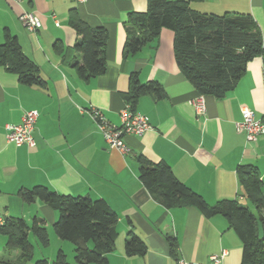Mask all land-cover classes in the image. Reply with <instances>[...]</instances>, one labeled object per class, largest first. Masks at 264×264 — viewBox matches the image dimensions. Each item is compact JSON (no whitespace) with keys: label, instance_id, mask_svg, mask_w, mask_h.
Segmentation results:
<instances>
[{"label":"crops","instance_id":"0c3cea01","mask_svg":"<svg viewBox=\"0 0 264 264\" xmlns=\"http://www.w3.org/2000/svg\"><path fill=\"white\" fill-rule=\"evenodd\" d=\"M170 1H188L202 14L250 15L264 46V0ZM147 7L148 0H0V44L6 31L14 36L44 81L43 86L23 85L0 66V213L4 218H21L29 226L35 218L45 221L50 244L46 248L38 244L50 248L52 239L60 247L55 254L49 253L48 262L63 251L69 264H78L73 247L65 245L53 229L58 212L39 200L25 203L21 199L20 191L36 186L107 202L117 214L119 235L106 264H177L180 260L209 264L210 257L222 251H227L222 264H241L242 243L227 220L220 215L206 218L194 207L166 209L141 183L138 161L144 157L167 163L175 177L209 205L239 200L249 206L239 187L237 168L250 165L260 174L264 198V134L248 141L245 133L236 130L244 110L264 120V60L251 61L244 77L225 97L204 96L206 113L197 116L193 102L200 95L179 70L172 31L163 29L158 39L136 55L124 56L128 14L145 12ZM72 10L89 26L108 33L106 72L88 81L72 67L75 60H81L73 49L77 35L69 26ZM24 12L39 17L42 27L38 31L30 33L22 25L19 16ZM135 72L143 84L159 83L164 94L161 99L154 94L139 97L135 112L146 116L152 129L142 136L127 135L131 154L123 156L109 148L85 110L97 108L120 126V113L127 107L122 95L128 92L130 75ZM32 110L39 113L36 145L9 143L6 126L19 124L24 113ZM132 233L146 243L145 256H126L125 241ZM259 234L263 236L261 227ZM167 236L177 240L176 256ZM6 243L0 230V264H20V250H9ZM65 249L70 250L71 261ZM34 251L24 264L35 263Z\"/></svg>","mask_w":264,"mask_h":264},{"label":"trees","instance_id":"16d2710c","mask_svg":"<svg viewBox=\"0 0 264 264\" xmlns=\"http://www.w3.org/2000/svg\"><path fill=\"white\" fill-rule=\"evenodd\" d=\"M125 58L136 55L149 43L158 39L163 29L174 34L173 50L180 72L202 96L223 98L233 91L244 77L247 67L255 58L264 60V46L259 27L250 15L202 14L191 8L188 1L148 0L145 12L128 14ZM69 26L76 32L74 50L81 55L72 67L80 78L88 81L105 74L107 69L106 45L108 33L102 27H91L72 10ZM0 44V66L15 74L26 86H43L37 66L23 53L17 39L9 32ZM57 51L61 47L55 45ZM154 94L163 97L159 83L140 82L138 73H132L129 90L122 96L131 111L140 96ZM264 121V120H263ZM139 179L151 196L166 209L194 207L206 218L224 217L242 243L241 264H264V198L258 170L250 165H240L237 177L243 198L249 206L239 200H223L209 205L204 198L180 182L165 162L153 163L139 158ZM23 202L39 200L59 214L54 224L56 235L74 246L78 264H106L107 255L115 250L118 239L117 214L104 200L89 197L66 196L44 186L22 190ZM262 228L263 236L259 234ZM7 237V249H19L20 264L33 257L34 247L29 240L32 233L43 247L50 244L43 219L35 218L29 226L21 218H5L0 228ZM171 253H178L177 240L166 237ZM128 257L145 256L146 243L131 234L125 241ZM34 264H50L46 259ZM53 264H69L63 251H59Z\"/></svg>","mask_w":264,"mask_h":264},{"label":"built area","instance_id":"2783aa9c","mask_svg":"<svg viewBox=\"0 0 264 264\" xmlns=\"http://www.w3.org/2000/svg\"><path fill=\"white\" fill-rule=\"evenodd\" d=\"M79 3H85L86 0H77ZM19 20L25 29L34 33L42 27V23L38 16L34 13L24 12L19 16ZM194 109L197 116H204L206 113L205 97L200 95L194 102ZM85 112L96 123L97 128L103 136L105 142L110 149L116 150L121 155L131 154V148L125 142L127 135L142 136L151 130L149 119L139 113L132 112L129 105L125 107L121 113V125L115 126L107 120L104 113L94 107H90ZM39 117L38 111L32 110L24 113L22 121L19 124H9L6 126V138L9 143L17 146L27 145L34 147L35 129ZM236 130L239 133H245L248 141H255L258 136L264 134V121L256 118L255 113L250 110L243 111V120L236 124ZM5 218L0 213V228L4 226ZM227 256V251H222L219 255L210 257L209 264H222L223 259ZM177 264H194L183 260Z\"/></svg>","mask_w":264,"mask_h":264},{"label":"rangeland","instance_id":"374dc122","mask_svg":"<svg viewBox=\"0 0 264 264\" xmlns=\"http://www.w3.org/2000/svg\"><path fill=\"white\" fill-rule=\"evenodd\" d=\"M51 235L53 237L55 236L54 231H52V230H51ZM29 237H30L31 243L33 244V246L35 248V251H34V262H36L37 260H42V259L48 258L49 257V253L51 251H54V254H55V252L58 251L59 248H60V247L57 246V243L54 240L51 239L50 248L44 249L38 244V240L33 236V234H30ZM56 239H57V241H59L58 238H56ZM64 243H66L65 245H68V247H71V249L73 247V250H74V246L70 242H65L64 241ZM65 250H66L65 253L68 256L69 261H71L72 260V256L69 253L70 250L69 249H65ZM41 253H43V255ZM48 260L52 264V262H53L52 259H48Z\"/></svg>","mask_w":264,"mask_h":264}]
</instances>
